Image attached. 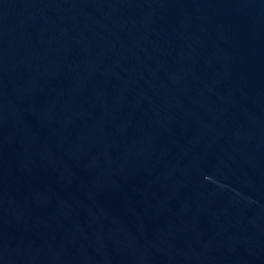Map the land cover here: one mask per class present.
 Wrapping results in <instances>:
<instances>
[{"label":"water","instance_id":"water-1","mask_svg":"<svg viewBox=\"0 0 264 264\" xmlns=\"http://www.w3.org/2000/svg\"><path fill=\"white\" fill-rule=\"evenodd\" d=\"M0 264H264V0H0Z\"/></svg>","mask_w":264,"mask_h":264}]
</instances>
